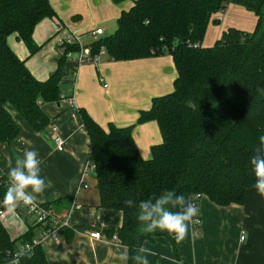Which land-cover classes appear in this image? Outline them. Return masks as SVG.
I'll return each instance as SVG.
<instances>
[{"label":"trees","instance_id":"1","mask_svg":"<svg viewBox=\"0 0 264 264\" xmlns=\"http://www.w3.org/2000/svg\"><path fill=\"white\" fill-rule=\"evenodd\" d=\"M112 1L119 4L123 0ZM230 4L254 12L255 29L230 27L213 46H203L213 15ZM56 16L50 0H0V145L20 133L9 105L32 129L42 131L50 124L42 104L62 99L67 53L79 47L63 46L57 69L46 80H39L8 43V37L15 34L29 55H35L42 47L33 38L35 27ZM89 46L93 55L103 46L114 61L169 54L177 70L173 91L154 97L150 108L139 112L137 123L155 120L162 135L149 158L138 150L135 125L110 123L106 129L85 109H79L91 142L99 207L122 213L121 227L105 233L117 235L128 251L126 264H134L132 256L145 241L164 236L175 250L176 242L167 232L142 233L136 209L127 207L126 200L138 203L173 190L190 195L198 206L207 196L225 207L243 204L255 183L250 158L258 138L264 135V0H134L120 13L115 31ZM8 187V178L0 170V205L4 210L2 201ZM71 201L72 197H64L43 206L57 214ZM40 226L48 229L51 221L29 224L24 233L12 237L0 215V264H8L27 243L32 249L20 264H49L43 245L33 244ZM60 232L67 242L73 240V227Z\"/></svg>","mask_w":264,"mask_h":264},{"label":"crops","instance_id":"2","mask_svg":"<svg viewBox=\"0 0 264 264\" xmlns=\"http://www.w3.org/2000/svg\"><path fill=\"white\" fill-rule=\"evenodd\" d=\"M133 1L115 4L112 0H50L57 16L43 19L33 34L41 49L30 56L25 43L15 34L8 37V43L37 79L46 80L57 69L59 58L64 54L62 39L76 33L88 46L95 39L91 32L96 28L104 30L100 37L109 35L105 34L102 23L110 24L108 27L113 31V19L117 25L120 13L128 10ZM234 6L230 4L224 13L213 15L203 39L204 46L212 45L228 28L242 25L238 18H248L249 11ZM98 11L105 14L98 24H91V18ZM254 20V26L250 25L245 31L255 29L257 18ZM62 75V99L42 104L50 119L45 130L35 131L11 105L8 106L20 133L10 143L0 145V170L7 176V160L11 158L14 162L23 150L33 147L39 152L41 175L52 182V187L38 198V205L72 197L69 207L57 214L74 228L73 240L67 242L61 232L58 240L46 237L42 245L49 264H125L119 256L125 251L128 254L127 248L105 233L106 229L121 227V211L99 207L94 174L86 177L87 188L82 187L84 171L90 162L91 142L79 109H85L106 129L110 123L120 127L135 125L133 136L138 150L144 158H149L152 146L162 141V135L155 120L138 124L139 112L150 108L154 97L173 91L176 66L169 54L129 61H114L105 54L98 65H79L67 57ZM69 97L74 98V103L64 100ZM53 126L58 127L65 141L63 151H58L54 145ZM57 193L59 195H55ZM73 204L79 208L71 210ZM23 207L20 204L14 213L22 212L27 216ZM14 213L7 215L4 223L12 237H17L29 224L35 223L29 216L22 221L16 214L13 216ZM199 214V225L195 229L190 225L188 236L176 243V250L164 236L145 241L143 246L155 253L148 256L149 264H264V198L254 187L247 190L245 202L238 205L222 207L203 196ZM42 228L38 227L37 236L42 234ZM94 231H100L105 239H93Z\"/></svg>","mask_w":264,"mask_h":264},{"label":"clouds","instance_id":"3","mask_svg":"<svg viewBox=\"0 0 264 264\" xmlns=\"http://www.w3.org/2000/svg\"><path fill=\"white\" fill-rule=\"evenodd\" d=\"M250 165L255 178L253 187L257 194L264 198V135L258 138ZM7 168L9 187L4 193L2 204L9 214L14 213L20 204L35 208L38 198L52 187V182L41 175L39 152L33 147L23 150L14 162L9 158ZM124 203L127 207L136 209V218L142 233L167 232L177 244L185 240L190 225L199 217V208L192 197L173 190H164L159 195L138 203L132 199ZM28 254L27 251L21 250L12 256L8 264H20L21 259ZM149 255L155 253L141 245L132 260L134 264H149ZM119 259L126 264L129 260L127 252L121 253Z\"/></svg>","mask_w":264,"mask_h":264},{"label":"built area","instance_id":"4","mask_svg":"<svg viewBox=\"0 0 264 264\" xmlns=\"http://www.w3.org/2000/svg\"><path fill=\"white\" fill-rule=\"evenodd\" d=\"M91 33L93 34L95 39H98L104 33V30L102 28H96ZM60 44L62 47L63 46L65 47L67 45H77L79 47L78 50L70 51L67 53V57L69 59H73L79 65H81L83 63H92L94 65H98L100 63L101 56L106 54V50L102 46L100 48L99 53L93 55L91 52L90 46L84 45L83 42L81 41V37L79 35H77L76 33H71L68 37H66L65 39H62L60 41ZM105 86L107 87L106 84H105ZM64 100L67 101L68 104L74 103L73 97L65 98ZM51 133L53 135V141H54V145H55L56 149L58 151H63L65 148V141L62 138V136L59 135L58 127L53 126L51 129ZM94 173H95V165L92 164L91 162H89L85 171H84V175H83L84 176L83 177L84 181H82V187L83 188H87V186H88L87 183H85L86 177H88L89 175L94 174ZM194 203L197 205L196 202H194ZM23 208L25 209V214L27 216H29L33 220L34 223L42 222L43 224H46L47 222L51 221V227L48 229H44L41 235L36 236L33 239V244H42L43 240L46 237H52V238L58 240L59 235H60V230L62 228H70L69 223H68L66 218L62 217L59 214H54L50 209L45 208L43 205L37 204V206L35 208H29L26 206H24ZM75 208H79V206L73 204L71 207V210H73ZM198 208H199V206H198ZM6 212L7 211L2 208V205H0V215L4 217ZM199 223H200V214H199V217L197 218L196 222L191 225L192 228L195 229L199 225ZM91 237L93 239H96V240L105 239L104 235L100 231H94L93 233H91ZM113 241L121 245L117 235L113 236ZM20 249L24 250V251H28V250L32 249V244L27 243V244L23 245Z\"/></svg>","mask_w":264,"mask_h":264},{"label":"rangeland","instance_id":"5","mask_svg":"<svg viewBox=\"0 0 264 264\" xmlns=\"http://www.w3.org/2000/svg\"><path fill=\"white\" fill-rule=\"evenodd\" d=\"M236 6H239V5H236ZM236 6H234V7H236ZM242 7V6H241ZM242 9H244V11H249V10H246L244 7H242ZM226 11V10H225ZM224 11V12H225ZM224 12H222V13H224ZM249 14H247L248 15V18H246V19H244L243 20V18H238V20L242 23V25H240L239 24V26L238 27H236L235 26V28H238V29H242V30H248V27L251 25V26H254V24H255V18H257L256 16H255V14H254V12L252 13V11H249L248 12ZM103 14H105V13H103ZM103 14H102V12H100V11H98L97 12V14H95V16L93 17V18H91V24L93 23V22H96L97 23V21H99V20H101V18H102V16H103ZM235 20H237V18H234ZM115 21V19H113V25H115V28H114V30L113 31H111L112 29H111V26H109L108 27V25H110V24H105V23H102V25L104 26V28H105V30H106V33L105 34H112L114 31H115V29H116V27H117V25L115 24L116 22H114ZM257 21V20H256ZM110 22V21H109ZM98 24V23H97ZM112 24V23H111ZM217 26V25H216ZM218 26H219V24H218ZM253 31V30H252ZM83 36V35H82ZM86 36V35H85ZM83 40H85V39H83ZM83 42V41H82ZM215 42L216 41H214V43H212V45H210V46H213L214 44H215ZM204 46V45H203ZM205 47H209V46H205ZM92 187V186H91ZM15 214L16 213H14L13 214V216H15ZM7 215H10L8 212H6V214H5V216L3 217L4 219H5V217L7 216ZM17 216H18V218L19 219H21L22 218V221H23V216H24V213H17L16 214Z\"/></svg>","mask_w":264,"mask_h":264}]
</instances>
